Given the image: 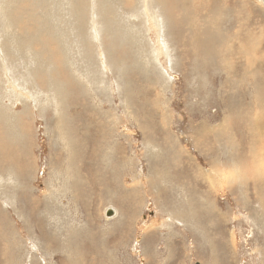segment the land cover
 I'll list each match as a JSON object with an SVG mask.
<instances>
[{"label":"rangeland","instance_id":"374dc122","mask_svg":"<svg viewBox=\"0 0 264 264\" xmlns=\"http://www.w3.org/2000/svg\"><path fill=\"white\" fill-rule=\"evenodd\" d=\"M123 1L145 46L122 30L111 43L84 10L94 36L72 65L40 0H7L0 264H264V4L159 0L157 20L149 0ZM182 1L215 9L217 41L193 38Z\"/></svg>","mask_w":264,"mask_h":264},{"label":"bare ground","instance_id":"6f19581e","mask_svg":"<svg viewBox=\"0 0 264 264\" xmlns=\"http://www.w3.org/2000/svg\"><path fill=\"white\" fill-rule=\"evenodd\" d=\"M135 1L136 0H133L134 3H135ZM149 1H150L149 3H151V6H152L151 9L154 8V9L159 10V5L156 2V1L160 2L159 0H154V2H152V0H149ZM260 1L264 4V0H260ZM136 2L138 3V0ZM207 2H209L210 5L217 7L216 9L221 10V7L216 5L213 1L207 0ZM131 3H132V1L128 0L127 4L128 5L129 4L133 5V3L132 4ZM184 3H186V2L184 1ZM184 3L182 1V5H180L181 6L180 10L184 14V15H182V17L185 19V21H186L185 24H187V26L189 27V29L191 31V34L193 35V38L196 39V41L198 39L199 40L202 39V40L205 41L206 40V38H205L206 37V34H205L206 32L208 34L207 35L208 36V41L209 40H215V39H218V38L221 37L220 33L218 31V28H217V24H218L217 22H219V21H217V18L218 19H220V18H219V16H217V14L215 15V9L214 8L210 7V10H209L208 13H204V12L201 11L200 15H196V14H194L195 12L192 13L190 11L189 7H187V5L185 6ZM178 4H181V2H178ZM41 5L43 6L44 11L42 13V19L40 21V27L43 30L47 31L48 38H52L53 39V37H54V38L57 39L59 52H60L61 55L63 54L65 56V58L67 60V64H72L73 65L75 63V60H77V58H80V57L81 58L83 57L84 59L85 58H89L88 53L85 50V46H86L85 43L88 40L90 41V37H92L94 35H92L93 31L90 30V28H89L90 26L88 25V23L86 22V19L84 18V10H88V12L90 13V15L92 17V19L90 18V22L91 23L93 22L94 26L97 27V28L95 27L97 31H101V30L105 31V30H103V28H106V27L108 28L109 31H111L112 35L110 34V36H109L110 40L113 38L111 40V43L116 44L117 41L120 40L121 36H119L118 31L122 30L124 33H127V35H128V37H125V38L123 37V39H129L132 42L137 41L138 46H141V44H143L145 46V40L143 39L144 36H143L142 27H141V21H143V17H142L143 14H141L140 11H139L140 10V5H137L136 8L133 7V9H131V13L133 14V17H131L129 14L127 15V11L124 10L125 2L123 0H40V6ZM9 8H10V6H9L7 0L6 1L5 0H0V31L1 32H3V27L5 25H8V21H6V20L4 21L3 19L5 18V13L7 12V10ZM171 8H174V7H170V9ZM154 9L152 11V18L154 19V16H155L157 18V20H159V15L156 16L154 14ZM223 12H225V9L223 10ZM61 13H62V15H61ZM123 13H125L126 16L123 15ZM196 13H198V12H196ZM153 21L156 24L158 22V21L156 22L155 20H153ZM167 21L168 20H166V23H167ZM53 22H59V23L58 24H54ZM166 23L164 24V26L166 25ZM182 23H184V20H183ZM9 24H10V22H9ZM87 27H88V29H87ZM98 28H101V29H98ZM183 29L185 30L186 28H183ZM202 30L204 31V35L201 32ZM101 33H104V32H101ZM138 33H140V34H138ZM0 38H1V34H0ZM15 39H16V37H13V41H15ZM202 40H200V42ZM215 41H217V40H215ZM257 41L258 40H254V45H253L254 48H256L255 42H257ZM5 43L13 48V46H12V44L10 42V37H5L2 40L0 39V58H2V62L1 63L6 65V66H8L10 70L11 69H15L16 66L18 65V63L16 61H14L13 58L11 57V54H10L9 49H8V46ZM197 45H198V43H197ZM242 45H244V44H242ZM199 46H200V43H199ZM213 47H214V45H213ZM189 48H188V50H189ZM206 48H207V46H206ZM203 49H205V47ZM208 49H210V48H208ZM206 51L208 52V50H206ZM138 52H140V51L138 50ZM187 52L190 53L189 51H187ZM65 54H67L68 56H71V57L67 58L68 56L66 57ZM213 55L214 54H212L211 56H213ZM24 56L25 55H16V58L17 59H23ZM205 56H207V55H205ZM205 56H204V58H206ZM208 57H209V55H208ZM215 57H213V59ZM207 60H208V58H207ZM29 61L34 65L33 66L34 69H36V68H43L44 69V67L47 66L45 61L43 63H40V59L37 58V56H35V55L30 56V60ZM228 61L229 60H228V57H227V59H226V64L227 65L226 66L229 67L230 62H228ZM210 63H211V61H210ZM205 66H208V64L205 65ZM230 67H231V65H230ZM257 67H258V65H257ZM250 71H251V69H250ZM253 71H254V69H253ZM247 73H249V72H247ZM249 74H251V73H249ZM243 76H244V78H245V76H247L246 72L243 74ZM251 77L253 78L254 75L251 76ZM251 77L249 76V79H251V81H254ZM192 83H194V82H192ZM256 83H258V82L255 81V84ZM48 88L49 89H54L55 87H54L53 84L50 83L48 85ZM243 96H245V94H243ZM243 96L240 95L239 97H243ZM257 102L258 101H256L255 103L257 104ZM238 106H237V108H238ZM5 107H4V110L2 109L3 112H5V109H6ZM3 112H2V114H4ZM10 115H11L10 113H7V114H5L3 116L0 115V117L6 122L7 125L9 124L7 122L9 120V118H10ZM12 123H13V121H12ZM10 124H11V122H10ZM251 124H253V126H257L258 125L257 123H254V122L251 123ZM153 125H154V123L151 124V126H153ZM11 126H13V125L11 124ZM203 176H204V174H203ZM118 185H117V187H118ZM114 212L117 213V211H114ZM214 257H215V254H213V259H214Z\"/></svg>","mask_w":264,"mask_h":264},{"label":"water","instance_id":"95a60500","mask_svg":"<svg viewBox=\"0 0 264 264\" xmlns=\"http://www.w3.org/2000/svg\"><path fill=\"white\" fill-rule=\"evenodd\" d=\"M112 214V210L109 209V211H107V216Z\"/></svg>","mask_w":264,"mask_h":264}]
</instances>
